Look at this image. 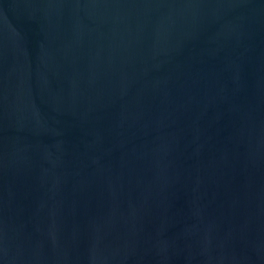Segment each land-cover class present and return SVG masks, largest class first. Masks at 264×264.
<instances>
[{
  "label": "water",
  "instance_id": "obj_1",
  "mask_svg": "<svg viewBox=\"0 0 264 264\" xmlns=\"http://www.w3.org/2000/svg\"><path fill=\"white\" fill-rule=\"evenodd\" d=\"M0 264H264V0H0Z\"/></svg>",
  "mask_w": 264,
  "mask_h": 264
}]
</instances>
